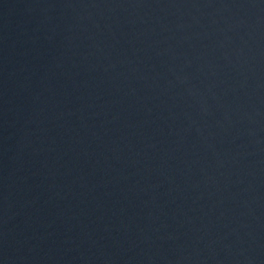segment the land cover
<instances>
[{
  "label": "water",
  "instance_id": "water-1",
  "mask_svg": "<svg viewBox=\"0 0 264 264\" xmlns=\"http://www.w3.org/2000/svg\"><path fill=\"white\" fill-rule=\"evenodd\" d=\"M0 264H264V0H0Z\"/></svg>",
  "mask_w": 264,
  "mask_h": 264
}]
</instances>
